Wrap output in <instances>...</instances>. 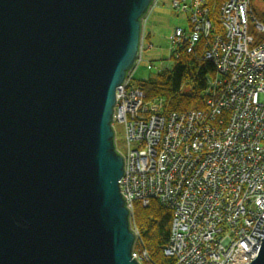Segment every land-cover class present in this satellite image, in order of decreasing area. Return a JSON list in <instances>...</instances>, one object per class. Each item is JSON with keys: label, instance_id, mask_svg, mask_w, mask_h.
<instances>
[{"label": "water", "instance_id": "obj_1", "mask_svg": "<svg viewBox=\"0 0 264 264\" xmlns=\"http://www.w3.org/2000/svg\"><path fill=\"white\" fill-rule=\"evenodd\" d=\"M153 2L0 0V264H139L112 122Z\"/></svg>", "mask_w": 264, "mask_h": 264}, {"label": "built area", "instance_id": "obj_2", "mask_svg": "<svg viewBox=\"0 0 264 264\" xmlns=\"http://www.w3.org/2000/svg\"><path fill=\"white\" fill-rule=\"evenodd\" d=\"M170 3L188 15L191 32L175 29L169 52L184 44L193 53L203 42L201 59L214 72L204 109L167 112L163 99L147 101L131 84V73L116 90L112 126L124 125L119 185L137 238L132 258L147 260L136 248L134 205L157 200L172 213L164 250L172 264H249L264 238V24L252 0L220 5L222 34L212 32L205 0Z\"/></svg>", "mask_w": 264, "mask_h": 264}, {"label": "trees", "instance_id": "obj_3", "mask_svg": "<svg viewBox=\"0 0 264 264\" xmlns=\"http://www.w3.org/2000/svg\"><path fill=\"white\" fill-rule=\"evenodd\" d=\"M225 0H205L209 9L212 32L222 34L219 18L220 5ZM255 17L264 24V11L254 10ZM204 44L199 42L193 53H187L184 44L170 52L175 65L172 70L158 72L156 77L138 84L147 101L156 98L164 100L167 112H181L189 109H204V97L208 80L214 67L211 62L201 59ZM172 213L157 200H151L143 207L135 203L132 221L138 230L136 248L146 251L147 260L143 264H172L173 259L164 254L169 243Z\"/></svg>", "mask_w": 264, "mask_h": 264}, {"label": "rangeland", "instance_id": "obj_4", "mask_svg": "<svg viewBox=\"0 0 264 264\" xmlns=\"http://www.w3.org/2000/svg\"><path fill=\"white\" fill-rule=\"evenodd\" d=\"M252 8L257 12L264 11V1L252 0ZM145 18L144 33H148V38L143 37L140 41L141 61L131 72L133 86L154 79L160 71L172 70L175 62L170 59L169 38L177 28L182 29L185 35L191 32L188 15L173 10L170 0H158L150 7ZM114 129L117 150L123 154L126 151L124 125L115 122Z\"/></svg>", "mask_w": 264, "mask_h": 264}, {"label": "bare ground", "instance_id": "obj_5", "mask_svg": "<svg viewBox=\"0 0 264 264\" xmlns=\"http://www.w3.org/2000/svg\"><path fill=\"white\" fill-rule=\"evenodd\" d=\"M153 5V4H152ZM143 21V20H142ZM142 36L143 37H145L144 36V24L142 23V31H141V38H140V41H141V39H142ZM139 58V57H138ZM137 63V62H136Z\"/></svg>", "mask_w": 264, "mask_h": 264}, {"label": "crops", "instance_id": "obj_6", "mask_svg": "<svg viewBox=\"0 0 264 264\" xmlns=\"http://www.w3.org/2000/svg\"><path fill=\"white\" fill-rule=\"evenodd\" d=\"M144 36L148 38V33L147 34L144 33Z\"/></svg>", "mask_w": 264, "mask_h": 264}]
</instances>
